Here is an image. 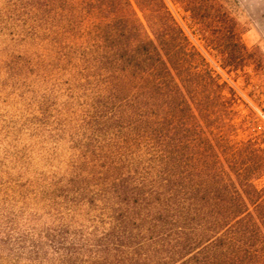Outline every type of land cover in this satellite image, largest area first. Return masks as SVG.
Segmentation results:
<instances>
[{
  "label": "trees",
  "instance_id": "obj_1",
  "mask_svg": "<svg viewBox=\"0 0 264 264\" xmlns=\"http://www.w3.org/2000/svg\"><path fill=\"white\" fill-rule=\"evenodd\" d=\"M81 4L105 73L88 125L117 128L132 150L107 166L109 225L81 264H264V150L226 141V84L170 5L222 69L258 67L262 55L221 0Z\"/></svg>",
  "mask_w": 264,
  "mask_h": 264
},
{
  "label": "rangeland",
  "instance_id": "obj_2",
  "mask_svg": "<svg viewBox=\"0 0 264 264\" xmlns=\"http://www.w3.org/2000/svg\"><path fill=\"white\" fill-rule=\"evenodd\" d=\"M0 0V264H81L108 228L107 166L128 163L118 129L88 125L105 75L82 0ZM262 55L224 70L170 5L208 68L226 84L225 139L264 150V0H221ZM215 129V134H219ZM264 177L258 181L263 187Z\"/></svg>",
  "mask_w": 264,
  "mask_h": 264
}]
</instances>
